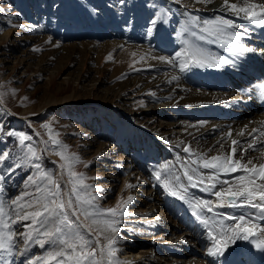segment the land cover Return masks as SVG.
Listing matches in <instances>:
<instances>
[{
	"label": "rangeland",
	"instance_id": "374dc122",
	"mask_svg": "<svg viewBox=\"0 0 264 264\" xmlns=\"http://www.w3.org/2000/svg\"><path fill=\"white\" fill-rule=\"evenodd\" d=\"M241 1L244 2V0ZM253 1L255 0H251ZM138 3L141 7L148 5L145 0H135L136 6ZM262 3L264 2H257V4ZM0 8L4 9L0 12V154L9 153L7 158L0 162V175L3 176L0 180V205L3 206L5 213L3 217H0V225L8 223L17 234L25 231L23 224L31 223V221L13 223L12 221H16L17 217L11 212V201L21 196L19 204L31 203L33 197L38 195L35 191L36 184H39L41 188L46 185L42 174L47 173L60 183L65 201L69 199L70 193L74 206L77 208H81V204L76 203L77 195L80 196L81 202L90 201L88 204H83L81 211H77L75 215L69 210L72 219L76 220L78 217L79 231L91 241L88 250L92 248L97 250V254L87 263L96 264L99 261L101 264H109L107 261L109 259L110 264H127L122 257L125 254L123 247L136 243L133 239L138 236L137 233H140L137 232L139 229H134V225L138 223L135 220L139 219L134 217L137 209L146 208L154 203L152 206L156 207L155 209L158 208V213L160 212L163 217L169 218L176 224H179L181 220L177 215H172L170 210L174 208L176 213L185 214L176 206H169L170 209L167 208L169 213L163 208L161 199L163 190L161 189L167 191L171 198L170 186L157 188V192H153L157 195L156 198L153 194V199L146 204L143 201L145 197L142 191L152 189L151 186L157 181L155 176L145 175V171L143 175L137 173L136 168H133L132 174L128 175V172H124L130 164L126 159L129 151L123 150L122 142H129L132 138V140L141 141V136L143 138L139 123L128 117L126 113L130 114L132 111L131 115H133L134 109L145 106V103L153 99V94L145 89L140 90L137 83L127 85L124 90L126 95L129 94L132 97L130 101L134 102L131 104L122 105L120 104L121 96L120 98L118 95L109 97L104 94L108 85L116 86L127 79L133 81L136 74L141 73L143 70L140 69L142 67L144 69L147 63L144 65L138 62L136 64L134 61L123 63L119 65L121 70L114 75L117 67L116 59L118 60L123 53L125 46H111L104 56H100L99 51L103 50L99 45L97 49L100 50L97 51L94 44L84 41L87 38L84 33L86 28L95 32L99 31L98 36L103 35L107 28L115 32V24L106 19L110 12H116L115 19L120 17L117 13H125L124 16L128 19L123 16L125 21L122 20V22L125 27L128 22L130 23L129 30L136 28V25L132 24L134 22H131L134 16L130 8L120 0H0ZM229 12L236 15L235 12ZM167 13L170 14V10L167 9ZM73 17L75 19L70 21ZM94 17L97 18L95 20L97 22L106 20L105 24L108 27L101 28V24L88 22ZM144 21L146 23L148 17H145ZM139 30L137 27L136 31ZM75 43H78V46L85 44L90 49L80 47L76 50L73 45ZM66 52L68 57L65 55ZM138 55L144 56L143 53ZM60 60H63V68L53 71ZM139 70L141 72H137ZM77 72L80 73L78 77L75 76ZM92 82L95 83L93 88L90 87ZM123 117H125L124 120ZM9 132H23L30 139L21 145L19 138L8 135ZM105 132L111 135L108 139L104 138ZM4 137L8 139L7 145L2 142ZM145 138L148 150H156L151 136L145 134ZM115 141L116 145L113 143ZM29 144L36 150V157H32L28 152ZM113 145L116 146L114 150L111 147ZM126 147L131 149L130 146ZM61 152L65 157L75 158L71 168L68 166L69 161L61 158L59 154ZM168 158H160L157 163L163 166L166 161H171L172 156ZM36 164L40 165V169L35 167ZM156 169L159 168L154 165L155 172ZM183 169L179 166L173 168L175 172H178L176 176L180 177L185 172ZM70 171L82 174V183H77V178L71 177ZM154 171L153 174H155ZM29 177H32L36 184L30 182ZM140 180L145 181V186L142 183L138 184ZM74 185L78 192H72ZM89 185L91 187H86ZM24 193L30 195L25 196ZM129 196L133 198L131 201L128 200ZM35 207L37 205H34L32 209L25 207L23 210L32 211ZM109 208H116V214L108 213L106 210ZM83 210L97 213L96 216L101 217L99 220H123L119 222V225L118 223L114 225L116 232L110 230L104 234L108 239L115 241L112 245L116 249L114 256L110 257L108 254V239H105L104 235L99 237V243L96 242L99 226L93 225L89 218L92 216L86 217ZM81 220L95 232L96 236L84 228L82 225L84 222ZM33 236L35 239L27 245L28 253L24 251L27 255L21 254L25 248L23 237L17 236L19 244L12 247V262H16L14 264L19 262L22 264L23 261L24 264L26 262L27 264H57L50 255H44L43 258L41 256L43 250H47L50 245L53 248L56 246L45 243L41 248L38 241L45 238L35 232ZM101 248L104 249L103 254L100 253ZM31 249L36 251L29 253ZM13 253L19 255V261L14 259ZM33 259L38 261L33 263ZM69 263L72 264L65 258V264Z\"/></svg>",
	"mask_w": 264,
	"mask_h": 264
},
{
	"label": "bare ground",
	"instance_id": "6f19581e",
	"mask_svg": "<svg viewBox=\"0 0 264 264\" xmlns=\"http://www.w3.org/2000/svg\"><path fill=\"white\" fill-rule=\"evenodd\" d=\"M195 2H197V4H195ZM253 2L257 3L260 1L255 0ZM167 3L168 7L177 15V18H180V14L183 12L195 15L197 24L203 28H213V25L205 24V21H215L217 17L222 16L225 19L232 20L229 16L230 12L228 5L224 4V0H167ZM231 3H236L239 6L244 5V2L241 0H229V4ZM201 9L208 14H213L214 17L208 19L203 18L202 15L199 14ZM129 10H131V13L134 16L131 22H134L136 25L135 29L130 28L129 30V25H126L124 28L122 20H124V17H126L124 16L126 15L125 13H117L121 18L117 15L119 19H115L116 12L112 11L108 17H106V19H109L115 24V32H111L110 28H107V31L102 33V30L100 29L103 35L98 36L99 31L95 32L86 28L84 33L87 38L84 41L86 43L94 44L97 51L100 50L97 49V46L99 45L103 50L99 51L100 56H104L107 52L106 50H108L111 46H125L123 53L118 57V60L116 59L117 67L115 68L114 75L121 70V66L119 65H123V63H127L129 61L130 63L134 61L136 64L138 62L143 65L147 63V66L144 69L140 66V70L143 71H137L141 73L136 74V76L133 78V81L127 79L124 80V82H119L120 84L118 83L119 85L117 84L116 86L115 84L111 86L108 85L104 90L105 93L103 92L109 97L118 95L120 98L121 96L120 104L122 105H127L134 102L130 101V98L132 97L129 94L126 95L124 93L125 87L127 85L137 83L138 86H140V90L145 89L148 90L150 94H153V99L149 100L150 102L145 103V106H139L138 108L134 109L133 115H131L132 111L130 114L126 113L128 117L133 119L136 123H139V125H137L143 131L142 140L144 141L145 134L154 137L156 139L154 142L156 148L160 144L167 146L168 149L172 150L175 160L181 164L180 167H182V169L184 168L183 170H186L185 166L197 168L199 173L205 174V182H207L206 176L210 170L204 169L202 163L193 164L192 161L199 160L201 155H203L205 158H210L217 155H230L231 149L233 148V140L239 142L237 145H235L237 148L235 158L241 159L243 163H246L248 160H252L253 164L257 166L264 163V135H262V133H264V114L251 115L252 113H249L242 115V113H239V116H241L239 118L241 119L237 118L232 124H229V122L225 119V114L222 112L219 102L229 99L230 95L228 93H217L213 89L215 87L214 82H210L207 85H203L201 87L199 80L197 79L195 82L196 87L191 86L189 84L195 74L192 73V75L189 76L185 71L180 70L181 61L185 59L190 60L186 54L190 53L193 48H198L201 50L205 67L210 69L211 74L214 77H220L219 71L213 66V58L203 49L200 44L194 43L192 41V35L188 34L187 32H183L178 38H173L167 33H157L154 38V43H150V45L157 44L159 46H164V50H166V52H163V49L158 51L157 49L144 46L142 43L137 41V39L140 40V37L143 35L136 34V30L137 27H139V29H144V18L148 17L147 12H150L151 9L144 6L141 7V5L138 3L134 10L131 8ZM257 11H259V9H257ZM195 12L197 13L194 14ZM240 15L245 16L244 13H241ZM256 18L261 19V17ZM126 19L128 18L126 17ZM163 19H159L154 24V26H159L161 23H163ZM190 19L191 18L189 17V20ZM192 21H190L189 24L192 25ZM236 23L237 22L235 21L234 24ZM253 24L259 29L264 28V24L259 22ZM94 27L97 28V26ZM245 30L249 31L247 28H245ZM216 33L219 34V38L224 47H233L234 49H237L234 43H229L226 41V39L230 38L231 36L226 34L225 30ZM239 40L244 46H246V43L241 40V38ZM174 44H181L184 48L183 54H181L180 58H173V56L169 54V46ZM73 45L76 50L80 47L90 49L85 44L78 46V43H75ZM71 51H73V49ZM138 53H143L144 56L138 55ZM173 53L175 54V52ZM65 55L67 56L68 53ZM160 56L169 58L171 62H169V60L161 61L156 59V57ZM62 61L60 60L58 62V65L54 67L53 71L63 68L64 63H62ZM192 63L193 61L190 64ZM90 69L95 70L96 68ZM196 70L198 72V76L200 72L199 69ZM79 72H77L75 76L78 77L80 75ZM174 76L177 77V79H172ZM226 83L230 85L232 89L239 87L238 81L233 78H227ZM90 87H95V83L92 82ZM185 110L190 113V116L192 114V121L183 116L182 112ZM253 129H256V131H253ZM229 132L231 133V136L228 135ZM241 132H243V135H240ZM105 134L106 137L104 138L108 139L111 136L106 132ZM132 139L129 142H122L123 150H127V152L129 151L128 156L125 157L130 164L128 169L124 172H128L129 175L132 174L131 172H133V168H136L138 170L137 173H142L143 175L144 171L150 172L149 167L145 162L147 159H151L154 155L151 157L146 155V152L143 150L139 151V149L143 148L145 144L142 145L139 143V141H136V139ZM116 141L113 142L115 145L117 143ZM253 142L256 143V147L254 149H248V145ZM115 145L111 146L113 150L114 147H116ZM126 146H130L131 149H127ZM186 147L190 149L189 152L184 151ZM243 149L248 150L245 152L242 151ZM153 150L155 151V149ZM161 155L164 157L166 154L163 152ZM249 167H251V165H249ZM168 169L169 165L167 162L166 165H163L158 170L156 169L155 174H152L156 179L157 173L160 174V179H158L156 182H160L161 184L160 186L154 184L151 186V190L146 189L142 191V195L145 197L143 201L146 204L149 202V200L153 199V192H157V187H164L162 181H168L170 189L180 191L179 185L174 182L173 173ZM241 171L236 173L218 172L217 175L219 176L221 182L227 180L230 185L235 187V177L238 175H246L245 173H240ZM189 174L194 176L195 182L197 173L189 172ZM261 182L262 181L257 179V183ZM141 183L143 186H145V181L140 180L138 184ZM185 186L188 188L187 193H181L185 195L184 200H180L178 197L172 196L169 191L171 198L174 199V206L181 208V210H183L185 213L184 215L178 214L173 210L174 208L170 210L172 215H177V217L181 220L178 222L179 224H176V222L172 223L169 218L163 217L160 212L158 213V208L155 209L156 207L152 206L154 203L150 204L146 208L143 207L141 209H137V214L134 215V217L139 219H136L135 221L138 223L133 225L135 226L134 229H139L137 232L139 231L140 233H137L138 236L133 239V241L136 240V243L128 244L126 246L123 245L125 254L122 257L124 258V262L126 261L127 264H215L214 259L217 255H209L206 262L193 255L191 247H198L200 244L205 247L209 245L213 247L215 242L212 243V240L216 239L217 236L218 239H220L222 236H225V230L227 236L232 235L233 228L231 226H234L236 222L229 218L231 216L229 214L217 211L208 212L207 209L202 211L200 217L194 216V209L192 205L197 201H200L204 196L202 184H198L196 187H193L191 184H187ZM217 186H223L225 188L228 187V185H223L222 183L217 184ZM156 196L157 195L154 197L156 198ZM151 206L152 208L150 209ZM213 206L215 207V204ZM10 208L13 214L20 212L21 210L12 204ZM167 208L170 209L169 206ZM215 208L221 209L223 207ZM236 209H234L232 213H235ZM195 211H200V209ZM239 215L240 214H238L236 217ZM79 218L81 219V216H79ZM89 218L91 221H93L94 219L99 220L101 217L92 216ZM129 220L132 221V219ZM205 220L207 223H204ZM114 221L115 224L118 223V225L123 222V220ZM253 223L257 225L256 233H258L261 238L264 239V234H261L260 231L261 227H264V220H258ZM11 225L13 227V224ZM84 225L87 227L86 228L84 226V228L89 231L90 228L85 224V222ZM98 226L99 229L102 228V225ZM10 230L14 231L11 228ZM4 231H9V229ZM14 232L16 233V230ZM89 232L96 236L95 232L92 230ZM17 236L15 237V246L19 244ZM235 240L236 238L233 239V241ZM245 247V242H243L241 245L235 244V249L233 252H230L227 247L223 253V264H252L250 255ZM17 248L19 249V247ZM56 250H58L56 247L53 248V246L50 245L47 250H43L41 256L43 257L44 255L54 254ZM254 251L256 253L255 249ZM22 253L25 254L24 251ZM13 257L16 261L20 260V257L17 254H14ZM27 257L29 258L30 256ZM37 261L36 259H33V263ZM107 261L110 264L109 259ZM27 263L28 262H26V264Z\"/></svg>",
	"mask_w": 264,
	"mask_h": 264
},
{
	"label": "snow or ice",
	"instance_id": "6c2138e0",
	"mask_svg": "<svg viewBox=\"0 0 264 264\" xmlns=\"http://www.w3.org/2000/svg\"><path fill=\"white\" fill-rule=\"evenodd\" d=\"M123 3V0H120ZM224 4L228 5L229 11L235 12L237 16L241 13H244L245 19L250 20L252 23H261L264 24V4H257L255 2H251V0H244V5L239 6L236 3L229 4V0H224ZM259 9V11H257ZM4 9L0 8V12H3ZM256 17H261V19L257 20ZM155 23V21H153ZM205 24L213 25V34L216 32L224 31L226 28L234 27V22L232 20L225 19L224 17H217L215 21H205ZM149 32L152 29L148 30ZM205 32H208L209 29L205 28ZM242 34H237L234 36L235 40H239ZM200 39H205V37L201 36ZM232 41H229L231 43ZM237 48L243 49V45H237ZM246 51H251V49H244ZM189 59L193 61L192 64H189L188 59L181 61L180 70L185 71L189 67L192 66H204V60L202 58L201 50L198 48H193L190 53L186 54ZM181 56V53H177V57ZM161 61L169 60L167 57H156ZM169 62H171L169 60ZM229 61L224 60V63H228ZM172 79H177V77H173ZM256 131V129H253ZM10 136H17L19 138V142L21 145L24 144L26 140H29L25 133L20 132H9ZM231 136V133H228ZM243 135V132L240 133ZM264 135V133H262ZM55 143V141H53ZM239 142L236 140L232 141L233 148L231 149L230 155H217L212 156L210 158H205L203 155L200 156L199 160L192 161L193 164L202 163L204 169L210 170V172L206 176L207 185L203 187L204 192H213V189L217 188V184L228 185V187L221 186L218 190L214 191L213 194L218 198V202L215 204V207H231V208H252L258 209L259 215L261 219H264V163L260 165H254L252 160H248L246 163H243L241 159L235 158L237 153V145ZM256 147V143H250L248 145V149H254ZM28 152L32 157H36V150L29 144L27 145ZM248 149H243L242 151H247ZM185 152H189L190 149L186 147L184 149ZM62 159L69 161V168H71V163L75 162L74 157H65L64 153H59ZM9 153L5 152L0 154V162L4 161ZM38 158V157H37ZM251 165V167H249ZM35 167L40 169V165L36 164ZM186 170L184 172V176L187 178L189 184L193 187L198 186V184L205 183V174L199 173L197 168H191L185 166ZM243 171L246 175H238L235 177L236 186L233 187L229 184L227 180L221 182L218 172L223 173H236L238 171ZM189 172L197 173V177L194 182V176L190 175ZM71 177L77 178V183H82V174H77L75 172L70 171ZM3 179V176L0 175V180ZM42 179L46 181V185L41 188L39 184H36V181L33 180L32 177H29L28 180L33 184H36V193L32 199L31 203H26L25 205H21L18 202L22 199L21 196H17L14 200L11 201V204L16 208L21 209L20 212L16 213V221H31V223L23 224L24 232L19 234L10 230V225L8 223H3L0 225V250H4L5 252L11 254L12 247L15 244V237L17 235L23 237V243L25 248L23 251H27V245L35 239L33 236V232L37 235L45 238L38 241L40 246L43 247L45 243H51L58 248L54 254H50L52 260L56 261L57 264H65V258L72 262V264H87L90 261V258H93L97 254V250L92 248L90 251L88 250L91 241L87 239L80 231V225L77 224V220L72 219L69 215V210L72 211L73 215L77 211H81L83 204H88L90 201L81 202V198L79 195L76 196V203L81 204V208H77L74 206L73 200L71 198V193L69 194V199L64 200L61 192V185L56 180H54L47 173L42 174ZM157 179H160V174L157 173ZM175 181L179 184L180 191L170 190V193L174 197H178L180 200L185 199V195L181 193H187V187L179 183L181 180L180 176H176ZM257 179L262 181L261 183H257ZM165 188H169L168 181H162ZM132 187V185H128ZM86 187H91L86 186ZM72 192H78V189L73 187ZM23 195L28 196L29 193H24ZM94 199V198H92ZM133 198L131 196L128 197V200L131 201ZM127 203V202H125ZM34 205H37L32 211H24L25 207L32 209ZM194 211L193 215L200 217L201 213L204 209H207L208 212L213 211V202L208 200H200L197 201L193 205ZM195 209H200V211H195ZM108 213L113 215L116 214V208H109L106 210ZM83 214L87 216H96L97 213H89L87 210H83ZM123 214V213H121ZM5 215L3 206L0 205V217ZM230 219L234 220L236 223L233 228V233L231 236H222L220 239H217L213 244V247L208 249V255H222L223 252L228 247V241L233 240L235 238L241 239H249L250 236H254L256 234L257 225L252 222V217L249 216L246 219L245 215L230 216ZM93 224L102 225V228L98 229L96 242L99 243V237L104 235L107 231L111 230L112 232H116L117 229L114 227L115 221L111 219H103L98 220L94 219L92 221ZM204 223H207L205 220ZM35 226V227H34ZM3 229H9V231L5 232ZM43 229V231H41ZM91 231V229H89ZM261 234H264V227L260 229ZM105 239H108L106 235H104ZM115 244V241L112 239H108V254L109 256H114L116 249L112 247ZM257 247H261L262 244H257ZM104 249H100V253L103 254ZM23 254V253H21ZM96 264H101V262L97 261Z\"/></svg>",
	"mask_w": 264,
	"mask_h": 264
}]
</instances>
